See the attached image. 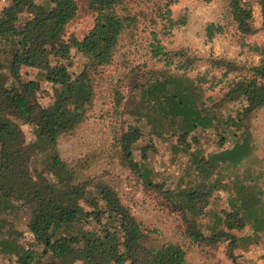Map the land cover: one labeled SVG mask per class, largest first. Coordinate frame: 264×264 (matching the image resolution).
Returning a JSON list of instances; mask_svg holds the SVG:
<instances>
[{"label": "trees", "instance_id": "1", "mask_svg": "<svg viewBox=\"0 0 264 264\" xmlns=\"http://www.w3.org/2000/svg\"><path fill=\"white\" fill-rule=\"evenodd\" d=\"M136 1L139 8H132V0H86L93 21L81 38L67 36L68 25L78 15L76 0H11L0 9V253L14 254L19 264H63L73 254L81 256L84 264H186L183 245L156 242L104 174L93 170L94 158L81 155L67 161L61 156L59 139L83 122L88 106L104 85L110 89L115 116L122 113L131 118L115 139L114 150L121 163L145 190L162 196L178 212L192 241L201 246L227 238L233 241L229 230L242 228L253 217L252 207L259 199L247 190L248 185L241 184L230 199L232 208L216 218L208 234L188 219V215L201 213L197 202L205 201L212 188L225 185L221 171L237 166L252 153L248 121L264 108V42L248 45L259 56L258 63L233 80L215 103L213 96L203 97L199 83L177 70L209 63L224 67L225 75L241 66L222 57L204 58L184 47L168 49L155 31L145 54L161 67L150 62L146 68L145 61L134 63L126 56V47L134 43L141 19L174 22L164 8L170 0ZM248 1L223 0L224 18L240 32L242 41L256 31ZM254 1L264 25V0ZM184 22L180 17V23ZM205 29L211 39L223 26L208 23ZM74 50L86 54L88 62L72 76L68 64ZM110 66L114 75L106 73ZM23 68L37 69L34 77L59 88L52 102L45 106L31 103L29 94L39 83L24 79ZM122 85L127 86L125 91ZM226 99L243 105L234 114L221 116L214 107ZM21 123L31 125L30 139ZM147 127L156 139L146 147L157 153L158 140L169 144L172 152L189 156L183 169L184 175L192 172L197 179L193 185L170 188L145 155L134 158L132 144L143 137ZM208 127L218 130L217 149L206 154L200 148L188 150L185 145L191 131ZM231 133L235 140L225 147V138ZM217 171L218 176L210 179ZM23 210L32 236L28 246L18 241L21 233L11 218Z\"/></svg>", "mask_w": 264, "mask_h": 264}, {"label": "rangeland", "instance_id": "2", "mask_svg": "<svg viewBox=\"0 0 264 264\" xmlns=\"http://www.w3.org/2000/svg\"><path fill=\"white\" fill-rule=\"evenodd\" d=\"M10 1L0 0V9L7 6ZM76 1L79 8L78 15L68 25L67 36L74 34L81 38L91 27L93 18L92 13L87 10L86 0ZM135 7L139 8V5L136 0H132V8ZM247 7L251 10L252 24L256 27V31L243 37L242 41L240 32L230 20L224 18L223 0H170L168 6L164 8L169 10L168 16L174 22L170 23L166 19L159 18L153 23L147 19H141L135 29L134 43L126 47L128 52L126 56L137 64L147 62L146 68L150 62L155 67H161L160 62H156L155 59L150 60L145 54V47L151 39V33L155 31L161 43L168 49L184 47L204 58L222 57L235 61L241 66L240 70L225 75H222L224 67H211L209 63H198L191 69L177 70L199 83L203 90V97L213 96L211 101L215 100L214 102L217 103L222 99L232 81L245 75L248 67L259 61V56L248 45L264 42V25L261 24L259 7L255 1L249 0ZM132 8L131 11H133ZM180 17L185 18L184 23H180ZM208 23L222 25L223 31L215 33L211 39H208L205 29ZM69 61L68 71L74 76L82 70L88 58L86 54L74 50L71 52ZM170 67L172 68L173 65ZM36 71L35 68H23V78L38 81L39 87L30 92L29 100L34 105L45 106L53 101L60 90L58 87H53L50 82L34 77ZM106 73L114 75L113 67H107ZM200 77L202 79H199ZM113 86H119V84ZM122 87L125 91L127 86L122 85ZM99 88L103 92H99L88 106L83 122L72 133L59 139L58 147L61 156L67 161H74L81 155L94 158L93 170L99 175L104 174L107 182L117 190L122 202L127 204L142 225L150 230L156 242L166 240L183 245L186 249V264H264V108L254 112L248 121V129L254 145L252 153L237 166L225 167L221 171L225 174L222 178L225 185L212 188L205 201L197 202L201 206V213L198 216L188 215V219L193 224L198 225L204 233L208 234L209 226L216 223V218L223 216V211L232 208L230 199L237 193V187L245 184L248 185L247 190L259 199L258 204L252 207L253 217L245 221L242 228L229 230L234 236L233 241L227 238L213 245L201 246L185 234V224L181 216L168 205L167 200L145 190L136 175L121 163L118 152L114 150L115 139L121 133V127L125 128L131 118L128 114L122 113L115 116L110 89L107 85ZM242 105L243 103L238 100L226 99L220 105H214V111L221 116H227L234 114L235 110ZM217 124L219 127L222 125ZM21 127L27 139H30L31 125L21 123ZM148 131L147 127L143 137L132 144L134 158L145 155L151 165L160 169L164 175L165 185L170 188L188 187L197 181L192 172L184 175L183 168L189 164V156L186 153H174L169 144L160 143L158 140L155 141L157 153L146 147L156 139L154 134ZM217 131L211 127L194 129L189 134L190 139L187 138L185 147L190 151L200 148L205 154L213 151L217 149ZM234 140L235 137L231 133L225 138L224 146H230ZM218 174V171L213 172L210 179ZM26 214V210H23L11 217L16 229L21 233L18 241L24 246H28L32 238L26 227ZM224 229L226 230L225 227ZM0 264L19 263L14 254L1 252ZM63 264L84 263L81 256L73 254L66 257Z\"/></svg>", "mask_w": 264, "mask_h": 264}]
</instances>
